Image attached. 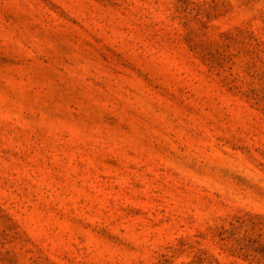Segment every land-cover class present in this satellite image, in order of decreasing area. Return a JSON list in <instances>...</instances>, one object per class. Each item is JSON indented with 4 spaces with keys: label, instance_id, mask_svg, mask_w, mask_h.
<instances>
[{
    "label": "rangeland",
    "instance_id": "1",
    "mask_svg": "<svg viewBox=\"0 0 264 264\" xmlns=\"http://www.w3.org/2000/svg\"><path fill=\"white\" fill-rule=\"evenodd\" d=\"M0 264H264V0H0Z\"/></svg>",
    "mask_w": 264,
    "mask_h": 264
}]
</instances>
